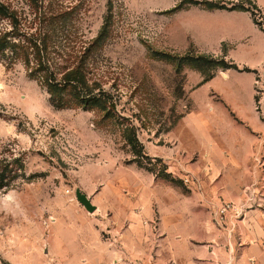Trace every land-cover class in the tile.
Wrapping results in <instances>:
<instances>
[{
    "label": "rangeland",
    "instance_id": "obj_1",
    "mask_svg": "<svg viewBox=\"0 0 264 264\" xmlns=\"http://www.w3.org/2000/svg\"><path fill=\"white\" fill-rule=\"evenodd\" d=\"M0 1L52 17L59 65L80 61L89 85L111 96L109 112L56 106L23 64L0 61V160L14 169L0 187V264H175L176 254L184 259L172 247L173 225L183 236L206 232L222 256L228 233L218 206L264 195V153L254 156L257 176L240 187L243 200L225 199L223 132L239 141L240 124L249 126L223 118L220 103H192L197 72L210 79L227 67L191 41L199 26L221 20L223 3L252 11L264 29V0ZM263 96L260 78L261 122ZM242 111L251 116L252 103Z\"/></svg>",
    "mask_w": 264,
    "mask_h": 264
},
{
    "label": "crops",
    "instance_id": "obj_2",
    "mask_svg": "<svg viewBox=\"0 0 264 264\" xmlns=\"http://www.w3.org/2000/svg\"><path fill=\"white\" fill-rule=\"evenodd\" d=\"M232 4L235 3H228V7L218 11L217 16L221 20L199 26L191 42L199 53L223 56V59L238 65L239 69L227 68L223 74H217L207 81H203V75L197 72V86L190 91V99L197 106L220 103L223 105V118H228L232 123L238 118L249 126L245 128L240 124L243 131L239 141H230L223 132L222 157L217 156L219 161H223V167L217 165L223 168V185L230 186H223L220 194L225 199L239 201L243 200L241 185L257 176L254 156L264 153V122H261L255 109L257 82L260 78L264 81V29L257 24L250 10L229 7ZM219 77L223 78V86L217 85ZM246 103H252L251 116L242 111ZM262 103L264 105V96ZM255 207L249 209L239 223L240 234L231 238V235L223 233L222 256L217 255L218 245L206 232L195 229L193 234L183 236L177 232L179 228L173 225L175 238L172 247L181 249L184 259L179 261L176 254L175 264H264V250L260 245L264 237V207ZM202 224L205 228L206 223L203 221ZM197 238L204 243V247H194Z\"/></svg>",
    "mask_w": 264,
    "mask_h": 264
},
{
    "label": "trees",
    "instance_id": "obj_3",
    "mask_svg": "<svg viewBox=\"0 0 264 264\" xmlns=\"http://www.w3.org/2000/svg\"><path fill=\"white\" fill-rule=\"evenodd\" d=\"M220 7L226 8L228 5L223 3ZM229 7L241 8L236 4ZM34 9L31 6L26 11L12 3L0 1V61L7 66L23 64L28 74L47 88L56 106L87 109L95 107L107 111L111 107V96L104 89L89 85L87 71L80 61L72 67L62 68L59 65L57 57L62 55L57 48L60 45L49 33L53 18L44 11ZM251 13L254 16L252 11ZM219 62H223L227 68L239 69L231 61L221 59ZM207 80L209 78H203V81ZM0 161V187H9L8 174L14 169L5 158Z\"/></svg>",
    "mask_w": 264,
    "mask_h": 264
},
{
    "label": "built area",
    "instance_id": "obj_4",
    "mask_svg": "<svg viewBox=\"0 0 264 264\" xmlns=\"http://www.w3.org/2000/svg\"><path fill=\"white\" fill-rule=\"evenodd\" d=\"M251 194L246 193V199L242 203L223 200L218 206L216 221L228 234L231 235L238 228L249 209L254 208L255 205L260 208L264 207V195L255 198V195ZM260 245L264 250V237Z\"/></svg>",
    "mask_w": 264,
    "mask_h": 264
},
{
    "label": "water",
    "instance_id": "obj_5",
    "mask_svg": "<svg viewBox=\"0 0 264 264\" xmlns=\"http://www.w3.org/2000/svg\"><path fill=\"white\" fill-rule=\"evenodd\" d=\"M76 198L77 200L85 207V209L89 212H94L97 209V206L93 204L92 199L84 192L80 190V188L76 189Z\"/></svg>",
    "mask_w": 264,
    "mask_h": 264
}]
</instances>
